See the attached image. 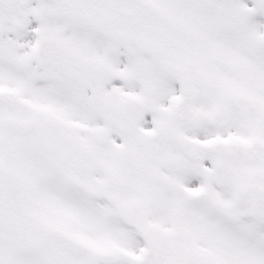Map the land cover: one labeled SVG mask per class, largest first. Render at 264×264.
I'll return each mask as SVG.
<instances>
[{"label": "snow or ice", "instance_id": "6c2138e0", "mask_svg": "<svg viewBox=\"0 0 264 264\" xmlns=\"http://www.w3.org/2000/svg\"><path fill=\"white\" fill-rule=\"evenodd\" d=\"M0 264H264V0H0Z\"/></svg>", "mask_w": 264, "mask_h": 264}]
</instances>
